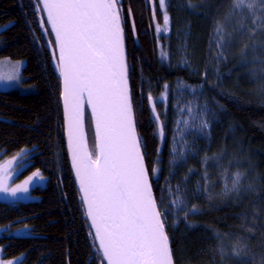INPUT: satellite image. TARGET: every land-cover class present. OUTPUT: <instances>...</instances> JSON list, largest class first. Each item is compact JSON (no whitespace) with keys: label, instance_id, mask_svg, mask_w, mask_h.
I'll return each instance as SVG.
<instances>
[{"label":"trees","instance_id":"16d2710c","mask_svg":"<svg viewBox=\"0 0 264 264\" xmlns=\"http://www.w3.org/2000/svg\"><path fill=\"white\" fill-rule=\"evenodd\" d=\"M147 2L123 0L125 48L134 98L143 100L135 118L145 144V159L151 168L159 155L161 161L155 166L166 173L169 126L166 122L165 138L161 139L146 96L163 92V85L178 76H190L186 70L170 68L158 60ZM186 2L194 13L183 11L193 23L191 44L202 61L206 38L225 15L230 0ZM42 17L48 27L43 12H36V0H0V58L23 60L22 82L33 87L29 93L0 91V150L9 156L26 149L20 175L39 169L45 177L43 181L37 177L29 185V193L37 196V201H0V258L23 255L21 264H99L97 244L89 235L91 229L65 149L60 81L48 45L53 38L50 30L46 36L41 28ZM225 54L220 67L213 61L208 68L203 62L197 68L201 73L195 79L207 86L216 121L208 149L184 173L206 184L210 192L193 199L201 214L189 215L186 222L182 214L178 227L168 230L174 264H238L235 259L222 260L213 251L218 246L217 233L228 234L223 236L226 244L237 236L247 237L252 252V256L244 257L247 264H259L264 255V199L257 200L251 193H244L241 199L234 194L222 195L221 169L211 160L207 165L210 181L202 179L205 156H216L230 173L245 174L246 184L257 190L264 188V42L259 37L254 41L247 35L237 37ZM202 71L208 74L207 80L202 79ZM141 88L143 97L138 95ZM86 126L91 145L88 115ZM189 170L194 172L189 175ZM156 185L154 191L158 193Z\"/></svg>","mask_w":264,"mask_h":264},{"label":"snow or ice","instance_id":"6c2138e0","mask_svg":"<svg viewBox=\"0 0 264 264\" xmlns=\"http://www.w3.org/2000/svg\"><path fill=\"white\" fill-rule=\"evenodd\" d=\"M122 5L123 0H36V12L46 14L49 27H45L43 17L40 19L45 35L49 34V28L54 35V40L50 39L48 45L61 83L60 100L71 166L90 229L94 230L89 235L98 242L99 264H174L168 217L176 218L174 226L178 227L181 222L179 213H183L185 222L189 215L201 214L196 205L188 207L189 201L210 192V189L206 184H197L195 190H188V177H185L175 188L166 181V186L159 189V193L154 191L153 176L162 171L155 164L161 161V157L157 155L156 162L149 167L145 159V144L138 133L135 117L137 109L143 106V100L134 98L130 86L125 48L126 14ZM158 5L163 30L167 31L170 23L168 2L158 0ZM192 7L189 4V8ZM155 14L154 9V18ZM161 30V25L157 24L156 32ZM132 31L134 34V24ZM245 35L250 40L259 37L264 42V0H230L225 15L215 25L213 42L219 53L217 60L226 59L225 50L237 37ZM252 47L255 49L257 45ZM161 56L166 59L167 53L161 50ZM181 63L187 65L188 61L183 59ZM18 64L13 66L17 71L15 75L5 76L0 70V81L20 82ZM204 75L206 77L207 73ZM184 87L191 88L189 85ZM200 87L203 89L205 85ZM163 89L161 98L167 94L169 85L165 83ZM138 95L144 96L143 88ZM199 95L203 92L200 91ZM146 100L156 122L157 133L164 139L165 125L161 122V113L157 112L155 98L149 93ZM177 105L178 113L184 115L177 119V128L172 136L174 146L170 154L175 155L170 161V175L172 166L178 167L192 153L196 139L210 137L211 123L216 115L207 103L200 105L189 101L180 106L178 101ZM85 106L90 110L93 126L91 145L85 132ZM189 135L193 136L191 142L186 139ZM26 153L27 150L22 149L17 154L21 159L14 156L8 161V167H12L15 161L19 171L26 162ZM210 160L221 169L222 195L234 194L236 199H241L244 193H251L257 200L264 199V188L257 190L252 184H246L245 174L230 173L216 156H205L202 161L206 166L202 176L204 181H210L207 174ZM193 172L189 170V175ZM36 177L41 181L45 179L37 169L15 187H9L6 179L0 178V193L11 197H17L18 193L27 194ZM207 198L211 199V196ZM186 226L196 227L192 224ZM224 235L228 234H216L218 246L213 251L222 260L235 259L238 264H247L244 257L252 256L247 237L237 236L226 244ZM22 259L23 255L15 259L0 258V264H21ZM259 264H264V255H261Z\"/></svg>","mask_w":264,"mask_h":264},{"label":"rangeland","instance_id":"374dc122","mask_svg":"<svg viewBox=\"0 0 264 264\" xmlns=\"http://www.w3.org/2000/svg\"><path fill=\"white\" fill-rule=\"evenodd\" d=\"M157 5V11L155 18L153 17V23L151 27V35L155 38V47L157 51L158 60L163 62L164 64H168L170 68H177L180 70H186L190 76V79L185 77L178 76L174 78L172 81L167 82L169 85V90L167 94L161 98V94L153 96L155 98L156 106L158 107V112L161 113V118L166 128V122L169 126V134L168 136V157H167V171L166 173L158 172L155 176H153L154 185L158 184V188H164L166 186V181L170 182L171 186L175 188V186L182 181H184L185 170L189 168L191 162L198 163L201 160L203 153L208 149L210 143V137L205 139H196L195 147L192 149V153L188 154L182 162L179 163V166L173 165L171 168L172 175H170V161L172 160V155L170 154V149L174 146L172 143V136L175 132L177 125L176 121L180 118L184 113H178L177 111V102H180V106L187 104L189 101H193L194 103L203 105L205 103L208 104L210 108H213L208 92L206 91V87L201 89V85L203 83H199L196 81L195 77H197L201 72L197 69L201 66V62L208 68L209 64L214 61L216 63V67H220L222 63H224V59L217 60L219 55L217 45L214 41V31L209 34L208 38H206L205 48L203 60L201 61L198 58L196 52H194V44H191L192 38V30L193 23L189 22L188 14H185L184 9L187 10L189 14H194L192 9L188 7L187 2L185 0H167L168 8L167 12L170 17V23L168 25V30H163V20L160 14V9L158 5V0H155ZM171 4V6H170ZM169 9H172V14L169 13ZM161 25V32H156V25ZM186 45V48L184 47ZM1 47V41H0ZM194 49V50H193ZM161 50L167 53V58H162ZM210 58L212 60L210 61ZM157 59V58H156ZM183 59H187L188 64L185 65L181 63ZM19 62V64H18ZM18 64V74L20 76V82L15 80L13 81H0V91H8L13 89H18L22 93H29L33 90V87L22 82V68L24 65L23 60H9L6 58H0V70L3 71L5 76L7 75H15L17 74L16 69L13 66H17ZM203 72V71H202ZM216 74V71H213ZM205 71L202 73V79H208V74L205 77ZM211 76V72H210ZM214 76V75H213ZM192 79V80H191ZM195 79V80H194ZM210 83V82H208ZM184 85H189L191 88L184 87ZM205 85V84H203ZM196 89L197 91L194 93L191 89ZM202 91L203 95H199V92ZM165 108L167 111L165 112ZM216 121V115L212 120L211 127ZM210 127V132H211ZM186 139L191 142L193 140V136H187ZM18 153H21V150L9 155L5 156L3 151L0 150V178L6 179L9 187H15L17 184H22L29 176L32 175L33 172L25 175H20L23 169L20 168L19 171L16 170V162H13L12 167H8V161L11 160L14 156H17ZM21 157L17 156V160H20ZM24 166V164H23ZM37 178V177H36ZM36 178H33L34 180ZM197 184H201L199 179L191 177L186 181V188L188 190H195ZM202 185V184H201ZM157 186V185H156ZM159 193V191H158ZM200 197V196H199ZM196 198V199H199ZM38 197L31 194H17V197H11L8 194L0 193V201L5 202H28V201H37ZM194 205L193 199H190L188 207L191 208ZM182 212L179 213V219L182 216ZM169 221V231L175 230L176 218L173 216L168 217Z\"/></svg>","mask_w":264,"mask_h":264},{"label":"water","instance_id":"95a60500","mask_svg":"<svg viewBox=\"0 0 264 264\" xmlns=\"http://www.w3.org/2000/svg\"><path fill=\"white\" fill-rule=\"evenodd\" d=\"M44 14V13H43ZM152 15H153V11H152ZM44 17L46 19V14H44ZM49 27V26H48ZM50 30V28H49ZM51 33V31H50ZM52 35V38L54 40V35ZM60 91H61V83H60ZM149 107V105H148ZM61 109H62V118H63V130H64V141H65V149H66V153H67V157H68V160H69V163H70V167H71V170H72V174H73V178H74V181H75V184H76V187H77V190H78V194H79V198H80V201H81V204H82V200H81V193L79 191V185L78 183L76 182V179H75V174H74V170L72 169V166H71V156H70V153H69V150H68V142H67V131H66V124H65V120H64V111H63V104H62V101H61ZM150 109V107H149ZM90 110L87 108V106H85V132H86V137H87V140H88V136H87V131H86V121H87V115H88V119H89V123H90V127H91V131H92V135H93V126H92V122H91V117H90ZM88 143H89V140H88ZM90 145V143H89ZM82 207H83V210H84V206L82 204ZM84 213H85V210H84ZM86 216V215H85ZM87 219V217H86ZM88 221V224H89V227H90V221L87 219ZM91 231H94L93 229H91ZM96 244L98 245V242H96Z\"/></svg>","mask_w":264,"mask_h":264},{"label":"flooded vegetation","instance_id":"af4514ba","mask_svg":"<svg viewBox=\"0 0 264 264\" xmlns=\"http://www.w3.org/2000/svg\"><path fill=\"white\" fill-rule=\"evenodd\" d=\"M146 1H148V2H147V4H148V8H147V9H148V10L150 9V12H152L154 9H155V11H157V10H156V9H157V8H156L157 5H156V3H155L156 1H155V2H154V0H153V1H151V0H146ZM148 10H147V11H148ZM155 13H156V12H155ZM155 15H156V14H155ZM152 17H153V15L151 14V18H152Z\"/></svg>","mask_w":264,"mask_h":264}]
</instances>
